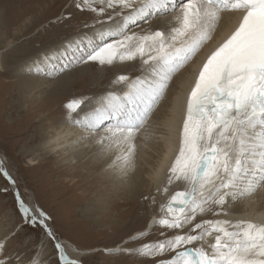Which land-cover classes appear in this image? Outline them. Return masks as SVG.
Masks as SVG:
<instances>
[{
	"label": "snow or ice",
	"instance_id": "snow-or-ice-1",
	"mask_svg": "<svg viewBox=\"0 0 264 264\" xmlns=\"http://www.w3.org/2000/svg\"><path fill=\"white\" fill-rule=\"evenodd\" d=\"M75 7L96 13L94 24L107 30L97 32L98 42L88 37L67 41L61 49L43 53L32 67L40 72L62 64L63 72L69 59L111 65L117 59L137 57L149 66L150 79L129 81L120 75L118 81L125 82L128 90L119 95L107 93L83 114L81 107L90 98H75L66 104L71 124L83 133L80 139H92L102 150L114 151L125 171L135 167L137 138L147 140L151 135L146 126L174 76L212 39L223 13H241L235 29L199 68L187 97L180 146L167 178L168 184L175 180L187 187L175 192L161 206L163 216L153 221L166 229L187 227L188 231L141 243L135 249L117 246L114 251L148 258L174 252L158 264H264V223L247 219L196 222L197 216L207 213L227 216L229 204L264 189V0H182L179 4L176 0H79ZM177 8L174 19L178 25L168 32L129 33V25L147 23ZM0 173L12 179L2 161ZM17 198L26 222L38 221L55 242L59 261L81 264L68 257L45 223L51 218L39 206L32 211L18 194ZM149 234L142 231L130 239ZM208 237L213 239L205 246ZM7 239L0 240V264L20 259L7 254ZM196 243L199 246H193ZM28 264H40V260L34 256Z\"/></svg>",
	"mask_w": 264,
	"mask_h": 264
},
{
	"label": "rangeland",
	"instance_id": "rangeland-1",
	"mask_svg": "<svg viewBox=\"0 0 264 264\" xmlns=\"http://www.w3.org/2000/svg\"><path fill=\"white\" fill-rule=\"evenodd\" d=\"M76 2H79V0H0V12H3L8 19L11 18V23L15 20L17 21L15 24H11V33L9 34L12 39L16 35H19L18 38L14 39L16 43L14 46L24 44L31 50L32 48L37 49L54 45L56 41L58 42L74 34H80L81 32L87 34L91 33L92 30L102 29L99 24H94L97 14L77 9L75 7ZM22 9L25 11L23 16L17 17L18 12ZM174 12L153 17L147 23L138 22V24L132 25L129 28V33L136 32L143 34L157 29L168 32V26H161V24L152 25V21L157 23L169 15L171 16ZM7 23H9L8 20ZM26 25H29L30 28L22 36L18 32L19 28L23 27L24 29ZM85 25H88V27H85ZM146 25H150L147 30L142 28ZM92 40L98 42L94 38ZM14 46L10 47L11 49L2 51V57L5 58L4 55H6L7 58L13 51ZM3 65L6 66L5 63ZM115 65V62L111 65H100L96 62H89L87 64L73 63L69 65L66 71L53 74V76L55 75L54 77L46 75L45 79L47 81H50V79L52 81L54 79L58 80L62 75L70 77L66 82L61 83L59 86L61 90L59 92L49 95L51 100L57 102L52 107V109L58 107V112L55 116H47V110L39 113V107H36L35 112L31 114L34 104L30 105L29 102L24 103L23 100L22 102H18L20 97L22 99H27L28 97L24 91L20 90L21 92H19L16 80L20 77H33L35 74L33 70L31 74H20V77L11 75L12 72L15 74L14 71L17 72L18 69L10 70L12 71L11 73H7L5 70L0 71V161L3 162V167L11 176L12 181H15V183L11 184L9 179L3 173H0V240L8 237L6 243L7 254L20 257L19 261H14L13 264H28L36 255H38V259L39 257L41 258L40 264H62L58 259L55 242L47 237L44 227L38 221L35 224L26 222L23 213L19 210V203L16 199L17 194L24 203L31 205L32 211H36L37 206H39V209H42L51 218L46 219L45 223L53 229L57 239L64 238L77 247L90 250L80 257L81 264H158V261L171 258L174 252H165L154 258H148L142 257L135 252L123 253L114 251V249L117 246L135 249L141 243L164 240L180 232L188 231L187 227L182 230L166 229L153 223L154 219L157 220L154 216L150 219L156 206L157 211L155 212L158 214L156 217L160 218L163 216L164 213L161 206L166 205L168 202L165 198L162 201L158 198V186L153 188L152 191H150V185L146 182L141 183L138 189L131 186L133 187L131 192H127L118 198V201L127 202L119 203L117 197L113 195L114 192L111 190V185H108L106 181L103 182V179L91 180L92 176L99 175V163H101L102 151H104L96 143H93L89 147L88 152L83 150L82 155L86 154V156H76L69 159V162L66 163H61L57 158H47L40 160L38 164L30 166L27 157H22L19 154L22 146L28 139L27 135L36 132L35 128L37 126H29V129L26 127L28 123L25 120H29L27 119V114H31L32 121L37 119L34 121L36 125L39 124V119H42L44 123L43 128L47 129L53 120L61 121L65 115L67 116L66 119H68L69 110L66 108V104L70 100L94 97L93 99L96 102L100 94L119 91L118 88L122 87L125 82L118 81L120 74L111 73V71L115 70ZM138 65V69L134 74L131 75L130 72L126 74L129 79L142 74L145 75L149 72V66L143 63H139ZM107 78H110V81L119 82V85L116 87L107 86L108 90L102 88L105 82H107ZM99 83H101V87ZM86 90L88 93H86ZM40 93L48 95L46 92L42 93L40 90L39 95L38 93L36 94V98L40 99L42 96ZM11 104L17 105L16 107H12V109L10 108ZM32 106L33 108L30 109ZM152 118L154 119V115L150 117V119ZM64 121L65 119L62 120V122ZM40 128L41 126L39 125ZM155 128L154 125L147 126L151 135L154 134ZM45 131L47 132L48 130ZM23 133L26 134L23 135ZM143 142L147 147L145 145L138 146L137 151L144 152L146 157H148L146 158L147 161L149 159L152 160L155 155L149 158V149L154 152L155 149H159L160 147L157 146L158 144L150 136L145 141L143 139ZM155 153L157 154L158 152L155 151ZM136 154V158H140L135 164L134 169L130 172H135L136 169L140 168L137 174L140 173L142 175L144 160L141 155L138 156V153ZM78 157L83 161H87L89 157L92 158L95 167L90 166L91 163L88 162L80 164L77 160ZM99 157L100 159H98ZM75 172L78 174L75 175ZM166 177L168 178V173ZM167 178H165L164 185L168 186L167 188L172 187L175 183L168 184ZM138 179L139 177H137ZM174 182L176 181L174 180ZM178 187L176 189H182ZM105 189V195L101 196V199L103 198L104 200L103 205H96L100 197V190H104L105 192ZM85 192H88L90 195L88 194L87 197H83L82 195ZM142 192L144 197L140 199V193ZM109 197L111 198L110 200H108ZM153 198L155 200L154 203ZM86 203H91L93 207V210L88 214H86L87 205L84 207ZM94 203L95 206H93ZM83 208L85 209L83 210ZM206 216L204 215L203 217ZM210 218L211 216L209 215L206 219ZM201 219L197 216L196 222H200ZM151 222L153 223V227L151 226L149 235L143 239H130L136 236V231H148L147 226ZM144 228L146 229L144 230ZM161 233H164V235H161ZM193 246H199V244L196 243ZM39 250L41 251L40 253ZM164 256L166 257L165 259L163 258Z\"/></svg>",
	"mask_w": 264,
	"mask_h": 264
},
{
	"label": "bare ground",
	"instance_id": "bare-ground-1",
	"mask_svg": "<svg viewBox=\"0 0 264 264\" xmlns=\"http://www.w3.org/2000/svg\"><path fill=\"white\" fill-rule=\"evenodd\" d=\"M3 1H14V0H3ZM24 12H25L24 9L20 10V12H18L17 14V17L19 16L22 17ZM178 12H179V9L176 12H174V14H172L171 16L169 15L168 17H166L165 19H162L161 21H158L157 23L152 21L153 22L152 25H158V24H161V26L166 25L171 29L173 26L178 25V22L174 19V17L178 15ZM239 15H240V12L223 13V19L220 21V24L216 32L213 34L212 39L209 42L205 43L202 50L193 58V60L189 62L178 74L174 76L173 81L171 82L170 87L167 91V95L165 96L161 104L154 110V114H153L154 119L152 118L148 122V125H151V126L154 125L156 127L155 130L153 131L154 134L150 135V137L151 139L153 137V141L156 142L158 144L157 146L160 147L159 149H155V151L158 153L156 154L155 151L153 152V150L149 149L150 151L149 158L152 157L153 155L155 156H153L152 160L149 159V161H147L146 158L148 157H146L144 152H141L139 150L137 151L138 156L141 155V157L144 160V165L142 167V175H140V173L137 174V171L140 168L136 169V171L132 173L130 171L134 168L128 169L127 171L123 170L119 162L116 161V154L114 151H106V150L102 151L103 156H101V163H99L100 164L99 165V169H100L99 175L92 176L90 179L91 180H100V179L102 180L103 179V182L106 181L108 185H111V188H112L111 190H113L114 192L113 195L117 197V201L120 196L126 194L127 192H131L133 190L132 189L133 187L131 186H134V188L138 189V186H140L141 183L143 182H146L148 185H150V188H151L150 191H152L153 188L158 186L159 188L158 198L161 201L163 198L169 201L170 197L175 192L183 191L187 187V185L181 181H176V182L173 181V183L175 184L172 187L167 188L166 192L163 190L165 187H168L164 185L165 180H166L165 178H167L166 176L168 173V168L172 164L173 159L175 155L177 154L179 146H180V138H181V131L183 127V120L186 115L185 105L187 103V97L196 79V74L198 72L197 65L199 64V62L205 59L206 55H208V53L212 50V48L215 45H217L221 40H223L233 31V28L237 24ZM7 20L9 21V23H7ZM11 20L12 19L11 18L8 19L3 12L2 13L0 12V71L5 70L7 71V73H11L12 71L10 70L18 69L17 72L14 71L15 74H13L12 72L11 75L19 76V77H20V74H24V73L31 74V71L33 70V67H32L33 61L41 57L43 53L61 49L63 45L65 44V42L73 41V40H76L77 38L83 39L84 37H88L91 39L94 38L96 41H98L97 32L107 30L106 28L95 29V30H92L91 33H87V34L84 32H81L80 34H74L69 37H65L62 40H59L58 42L56 41L54 45L50 44L51 46H45V47L37 48V49L32 48L30 50V48L29 47L27 48V46L24 44L14 46V44L16 45L14 39L18 38L19 35H16V37L13 39L11 38V36H9V34L11 33L10 32L11 24H15L17 22L15 20L14 22L11 23L10 22ZM131 26L132 25H129V28H131ZM149 27L150 25H146L142 28L147 30L149 29ZM29 28L30 26L26 25L24 29L23 27L19 28L18 32L20 35L23 36L24 34L27 33L26 31H28ZM169 28L167 30H170ZM13 46H14V49L11 52V54L8 55L7 58H6V55H4L5 58H3L2 57L3 55H1L3 53L2 51H5ZM69 56L71 57V54H69ZM67 62L69 65L73 64L71 59H69ZM114 62L116 64L114 68L115 70L111 71V73L120 74V75H126L128 72H130V74L132 75L138 69L137 67L139 66L138 64L139 63L142 64V61L139 57H137L134 60H125V61H120L119 59H117ZM4 63L6 64V66L3 65ZM60 67H62V64H60L59 67L55 69L46 68V69H42L40 72H36L33 70L35 73L34 74L35 76L33 75V77H20L18 79L16 78L17 79L16 81L18 82L17 84H18L19 92H21L20 90H22V92L24 91L26 93V96L28 97L27 99L25 98L26 99L25 100V99H22V97L18 96L20 97L18 102H22L23 100L24 103L29 102L30 105L34 104V109L31 111V114L35 112L34 110L36 109V107H39V113H42V111L47 110L48 111L47 116L49 115L55 116V114L58 112V107L52 109L53 105L57 104V102L51 100L49 95L59 92L61 90L59 87L61 83L66 82L70 77L67 75L66 76L62 75L61 77L58 78V80L54 79V81H52L50 79V81H47V79H45V76L50 75L54 77L55 75L53 76V74L61 73ZM66 69L64 71H66ZM138 77L141 79H150L152 77V74L151 72H147L145 75L142 74V75H139ZM136 78L137 77L129 79V81H133ZM109 79L110 78H107V82H105L102 88H106L107 86L116 87L119 85L118 84L119 82H114L113 80L110 81ZM99 84H100L99 86L101 87V83ZM21 88H23L24 90ZM39 88L42 91V93L46 92L48 95L46 96L40 93V95H42L40 99L36 98L37 96L36 94L38 93L39 95V91H40ZM118 90L119 91H116V92L113 91V92L119 95V94H122L124 91H127L128 90L127 84L126 83L123 84V86L118 88ZM86 93H88L87 90H86ZM107 93L105 92L104 94H100V97L105 96ZM93 98L88 99L86 103L82 105L81 110H80L81 114H83V112L85 111H89L91 108L96 106L97 100L95 102ZM16 105L11 104L10 108L16 107ZM161 106H164V107H161ZM32 108L33 106L30 109ZM31 114H27L28 115L27 119L29 120H25L28 123L26 127L28 128L29 126L30 127L37 126L35 128L36 132L34 134L27 135L28 139L24 143V145L22 146L19 152V154L22 157H27L30 166L38 164L40 160L47 159V158H57L59 159V161H61V163H66V162H69V159H72L76 156H86V154L82 155L83 150L88 152L89 147L93 143H95L94 140L92 139L81 140L80 137L83 135L81 129L78 128L77 126L72 125L69 118L66 119L67 117L66 115L62 118V120L65 119L64 122H62V120L61 121L53 120V122H51L46 129V128H43L44 123L42 119H39L38 121L39 124L36 125L34 121H36L37 119L32 121ZM39 125L41 126L40 129H39ZM45 130H48V131L46 132ZM24 134L26 133H23V135ZM137 144L139 147L145 145V143L143 142L142 136L137 138ZM139 158L140 157L135 158V164L139 161ZM98 159H100V157ZM77 160L78 162H80V164H84L88 162V163H91L90 166L95 167L93 164L94 162L92 158L90 157L88 158V160L86 159L87 161L85 160L83 161L80 157H78ZM113 171H115V173H113ZM74 174L77 175L78 173L75 172ZM137 177H139L138 180H137ZM177 186L181 187L182 189L180 190L176 189ZM104 193H106V189H105V192L104 190L103 191L100 190L99 192L100 197L97 200L98 204L96 205H101V204L103 205L104 200L103 198L101 199V196L105 195ZM88 194H89L88 192H85L82 196L87 197ZM143 197L144 195L142 192L140 193V199H142ZM110 199L111 198L109 197L108 200ZM118 202L125 203L127 201H118ZM25 204L31 209L30 207L31 205H29L28 203H25ZM86 205H87L86 214H88L90 211L93 210V207L91 203H86L84 207H86ZM93 206H95V203ZM84 209L85 208H83V210ZM226 210L228 211L227 216L221 215L218 217H214L211 213H207L205 214L207 215L206 217H203L204 216L203 215V216H198V218L206 219L210 215L211 216L210 219H229L232 221H236L239 219H247V220H252L254 222H257V223H264V189H261L260 191L255 193L253 196H249L245 199L238 200V202L233 205L229 204ZM155 211H157V206L154 208V212ZM154 212L153 214H151L150 219L153 218L152 216H154V218L156 219H159L156 217L158 216V214ZM152 224L153 223L151 222L149 223V226H147L148 228L146 227L148 232L151 231L150 229H151ZM146 228H144V230ZM142 231H136L135 235H137L138 233ZM212 239H213L212 237H208L205 242V246H207V243L212 242ZM58 240L65 247V252L70 259H76L80 261V257L84 253H87L90 251L89 249L77 247L73 245L72 243L68 242L67 240H65L64 238H59ZM40 250H39V253L41 252ZM37 256L38 255H36L35 257ZM163 258L165 259L166 257L164 256ZM39 260L41 262L40 257H39ZM21 264H25V263H21Z\"/></svg>",
	"mask_w": 264,
	"mask_h": 264
},
{
	"label": "water",
	"instance_id": "water-1",
	"mask_svg": "<svg viewBox=\"0 0 264 264\" xmlns=\"http://www.w3.org/2000/svg\"><path fill=\"white\" fill-rule=\"evenodd\" d=\"M9 181H10V183H11V184H13V183H12V179H11V180H9ZM16 199H17V202L19 203V201H18V198H17V197H16ZM19 199H20V198H19Z\"/></svg>",
	"mask_w": 264,
	"mask_h": 264
}]
</instances>
